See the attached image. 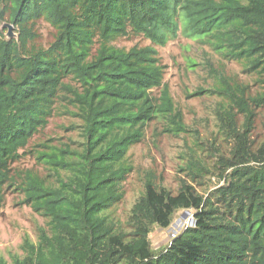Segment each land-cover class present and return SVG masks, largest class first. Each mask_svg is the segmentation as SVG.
Returning <instances> with one entry per match:
<instances>
[{
  "label": "trees",
  "instance_id": "1",
  "mask_svg": "<svg viewBox=\"0 0 264 264\" xmlns=\"http://www.w3.org/2000/svg\"><path fill=\"white\" fill-rule=\"evenodd\" d=\"M4 22L16 37L0 30V216L15 194L45 219L10 264H264V0H0ZM132 34L151 45H114ZM179 35L240 64L256 88L218 76L195 93L218 98L220 143L197 145L205 155H188L175 191L148 173L122 226L107 212L134 172L130 150L151 126L162 127L155 137L187 131L152 47ZM54 116L77 119L79 150L46 147L36 159L52 173L21 172L20 152L33 154ZM189 210L192 225L153 249V229Z\"/></svg>",
  "mask_w": 264,
  "mask_h": 264
},
{
  "label": "rangeland",
  "instance_id": "2",
  "mask_svg": "<svg viewBox=\"0 0 264 264\" xmlns=\"http://www.w3.org/2000/svg\"><path fill=\"white\" fill-rule=\"evenodd\" d=\"M11 26L4 22L0 30L7 36ZM12 33H14L12 29ZM40 42L45 46L51 41L52 29L41 22L38 26ZM118 48L129 50L134 46H148L151 43L142 36L130 35L114 44ZM158 52L161 64L165 67L163 82L168 85L170 95L177 107L182 111L187 131L178 136L169 134L154 136L153 131L160 132L161 126H151L147 130L144 142L134 146L130 152V160L134 166V172L123 184L124 198L121 203L112 208L108 215L125 225L128 212L142 191V180L148 173H153L156 183L173 191L177 188L180 173L179 167L183 161L195 152L204 154L199 150L205 147L213 138H217V144L221 137L216 134L217 127L214 116L218 98L207 92L195 95L199 89L207 91L212 89L218 76L230 78L234 83H247L250 90L254 91L253 79L241 70L240 64L223 58L212 52L207 45L199 44L189 38L178 36L175 40H169L164 46H152ZM190 63L196 65L190 67ZM154 93L157 94L155 90ZM63 109L60 108L59 111ZM264 113V110H263ZM72 124L77 125V119L69 116H54L49 124L30 142L27 151H21L23 157L16 165L21 172L31 171L44 177L49 172V167L41 160L36 159L37 152H49L46 147L65 149L69 151L79 150L81 136L78 130H69ZM264 119L258 118L256 132L263 137ZM64 173L60 172V177ZM55 183V179L53 180ZM56 184V183H55ZM21 196L8 195L6 204L0 216V255L10 264V255H21L19 246L25 236L36 241V231L45 225V219L34 213L27 206H19ZM192 211L178 212L171 225L167 229L155 227L149 234V240L153 249H161L167 246L173 235L179 234L185 227L192 225Z\"/></svg>",
  "mask_w": 264,
  "mask_h": 264
},
{
  "label": "water",
  "instance_id": "3",
  "mask_svg": "<svg viewBox=\"0 0 264 264\" xmlns=\"http://www.w3.org/2000/svg\"><path fill=\"white\" fill-rule=\"evenodd\" d=\"M5 27L8 28V34L6 36L8 39L16 37V35L12 33V26L5 25Z\"/></svg>",
  "mask_w": 264,
  "mask_h": 264
},
{
  "label": "built area",
  "instance_id": "4",
  "mask_svg": "<svg viewBox=\"0 0 264 264\" xmlns=\"http://www.w3.org/2000/svg\"><path fill=\"white\" fill-rule=\"evenodd\" d=\"M186 227H187V225H186ZM174 236H175V235H173L172 238H173Z\"/></svg>",
  "mask_w": 264,
  "mask_h": 264
}]
</instances>
